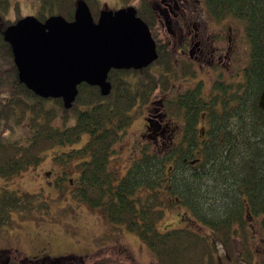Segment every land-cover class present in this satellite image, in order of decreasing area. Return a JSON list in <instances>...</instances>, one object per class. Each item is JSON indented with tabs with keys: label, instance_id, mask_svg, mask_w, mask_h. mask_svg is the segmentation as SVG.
<instances>
[{
	"label": "trees",
	"instance_id": "16d2710c",
	"mask_svg": "<svg viewBox=\"0 0 264 264\" xmlns=\"http://www.w3.org/2000/svg\"><path fill=\"white\" fill-rule=\"evenodd\" d=\"M76 1L39 0L36 17L44 21L61 15L72 20ZM84 1L95 20L99 0ZM261 1L221 0L219 6L221 16L245 23L249 58L240 83L234 88L217 84L210 105L195 92L167 99L165 111L180 120L179 131L163 145H144L131 161L134 149L128 148L125 159H130L116 161L127 166L118 178L110 155L131 122L133 107L147 103L156 90L172 95L177 75L172 54L153 36L157 58L151 64L137 70L110 69L107 95L95 85L78 84L72 106L66 109L61 98L39 97L19 81L11 47L3 39L4 28L14 22L6 17L10 0H0V176L10 177L36 165L45 151L72 145L87 134L79 148L52 151L65 168L67 187L73 182L71 198L135 233L156 264H216L218 243L241 262H257L249 242L259 236L264 246V109L258 105L264 86ZM135 7L136 15L151 27L146 19L151 17L149 0H138ZM188 69L183 68L185 73ZM73 158L80 159L76 176L68 163ZM67 168L73 171L70 176ZM30 198L1 190L0 226L9 221L11 211L31 215L35 206ZM169 207L183 211L178 212L177 223L159 227ZM236 243L242 246L239 255ZM90 261L125 264L106 251Z\"/></svg>",
	"mask_w": 264,
	"mask_h": 264
},
{
	"label": "rangeland",
	"instance_id": "374dc122",
	"mask_svg": "<svg viewBox=\"0 0 264 264\" xmlns=\"http://www.w3.org/2000/svg\"><path fill=\"white\" fill-rule=\"evenodd\" d=\"M99 2L100 10L102 6H106L109 10H116L127 5L137 6L138 4V0H99ZM15 5L18 6V9L15 8ZM39 6V0H10L6 17L15 22L16 18L27 15L36 16ZM248 51L249 47L246 46L244 54L246 55ZM173 55L178 54L173 53ZM183 65H185L184 61L181 62V66ZM196 69L198 72L194 79H199L202 77V70L197 66ZM180 76L183 77L182 75ZM181 88V85L176 87L177 90ZM158 95L159 93L156 92L153 98L157 100ZM131 113L133 114V119L127 129L129 132L127 136L125 135L126 137L124 139H121L114 146V154L110 155V160L112 159L110 166L112 170L116 171L118 178L125 173L127 166L123 164L118 166L116 161L124 158V161L127 162L130 159H125V157L128 152V147L134 145L131 142L132 137L144 129L142 112L139 109L135 112L133 109ZM164 119H167V122L172 126L180 122L175 117L168 115L164 116ZM56 123L59 124L58 121ZM21 132H23V129L19 130L17 135L22 134ZM87 137V134H82L80 140L72 145L55 146L52 150L45 151L43 158L38 164L30 165L17 174L10 177L0 176V191L7 189L16 191L18 194L25 195L26 197L32 195L29 202L36 207L28 217L21 216L17 211H11L9 213V221L0 226V245L1 241H7L11 246H17L19 249L31 253L28 243L40 236L43 227L46 229V253L50 256H59L60 253L72 250L78 253L77 255L79 257H76L78 264H89L91 263L90 259L106 251L111 254H116L125 264H156V260L148 246L135 233L126 231L120 225L107 222L103 216L101 217L99 215V212L88 207L83 202L72 199L71 193L69 192L70 188H67V182L63 179H57L56 173L51 172V169L55 170V167L56 169H59L61 166L63 167V164L55 159V152L60 153L62 151H68L69 148H79L86 141ZM52 151H55L54 155ZM132 153H135V151H132ZM79 160L73 158L68 162L74 166L75 176L79 174V169L76 167V163ZM70 170L69 176L73 173ZM77 203L80 205V208H78ZM43 205H46V207L44 208ZM43 208L45 211H43ZM181 211L183 209L179 207H169L168 211H165L166 215L163 218L164 220L159 222V227L165 224H170L168 226H171L177 223L178 214ZM27 219L33 221V231L27 227ZM77 226H82V228ZM102 227H106L107 230H104V233L98 235ZM33 232L36 234H33ZM97 235L98 237H95ZM69 239L75 241L76 246L68 243L70 241ZM259 242H261L259 236L255 237L254 241L250 240L249 249L253 253L257 252L258 259L257 262H254L264 264V246ZM237 246L239 249L236 248V254L239 255L242 246L240 244H237ZM120 250L123 252H120ZM216 254L218 260L216 264H247V262H241L236 257L229 256L228 251L222 245L219 246V243ZM11 255H17L16 257L18 258L23 257V253L18 254L14 252Z\"/></svg>",
	"mask_w": 264,
	"mask_h": 264
},
{
	"label": "flooded vegetation",
	"instance_id": "af4514ba",
	"mask_svg": "<svg viewBox=\"0 0 264 264\" xmlns=\"http://www.w3.org/2000/svg\"><path fill=\"white\" fill-rule=\"evenodd\" d=\"M220 3L221 0L149 1L151 17H146V19L151 25V27L148 26L151 36L164 43L172 54L177 75L173 80L172 95L169 91L156 90L155 93H159L157 100L153 98L154 93L147 103L133 107L135 112L137 109L142 112L144 129L132 137L131 142L134 145L128 148L134 149L135 153L132 157L130 156V161L138 156L137 153L144 145L152 143L163 145L166 140H172L176 131H179L178 124L172 126L167 122L168 118L164 119V116L168 115L165 111L167 99L195 92L201 99H204L206 105H210L215 98L217 84L234 88L242 80V69L249 58V51L246 55L244 54L246 46L249 47L245 23L231 16H221ZM103 8L106 6H102L101 9ZM261 8L264 11V0L261 1ZM242 48H244L243 51ZM173 53L178 55H173ZM183 61L185 65L181 66ZM196 66L202 70V77L199 79H194L198 72ZM184 67L189 68L186 73L183 70ZM176 85L178 87L181 85L182 88L177 90ZM215 104L223 105L221 101H215ZM130 114L133 119V114L131 112ZM130 123L120 134V140L127 136ZM51 172L56 173L57 179L64 180L63 175L66 172L64 167L61 166L59 169L55 167V170L51 169ZM69 182L71 193L73 182L72 180ZM43 206L46 207V205ZM77 206L80 208L78 203ZM34 208L36 207H33L31 212L35 210ZM44 208L43 211H45ZM20 215L22 216V212ZM27 222V227L33 231V221L27 219ZM77 227L82 228V226ZM101 229L98 235L107 230L106 227ZM33 234L36 233L33 232ZM69 240L68 243L75 245V241ZM28 247L31 253L17 246H11L7 241H1L0 264H78L76 257L79 256L76 251L63 252L59 256H50L46 253V229L43 227L40 236L31 240ZM14 252L23 253V257L18 258L17 255H11Z\"/></svg>",
	"mask_w": 264,
	"mask_h": 264
},
{
	"label": "water",
	"instance_id": "95a60500",
	"mask_svg": "<svg viewBox=\"0 0 264 264\" xmlns=\"http://www.w3.org/2000/svg\"><path fill=\"white\" fill-rule=\"evenodd\" d=\"M136 12L134 5L103 8L95 21L87 3L77 0L72 20L61 15L15 20L3 30V39L11 47L19 81L39 97L61 98L66 109L82 82L107 95L110 69H139L157 58L148 25ZM258 105L264 109V86Z\"/></svg>",
	"mask_w": 264,
	"mask_h": 264
}]
</instances>
